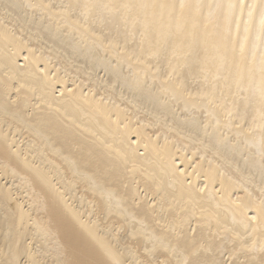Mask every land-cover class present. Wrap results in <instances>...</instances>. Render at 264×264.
I'll return each mask as SVG.
<instances>
[{"label":"bare ground","instance_id":"bare-ground-1","mask_svg":"<svg viewBox=\"0 0 264 264\" xmlns=\"http://www.w3.org/2000/svg\"><path fill=\"white\" fill-rule=\"evenodd\" d=\"M0 264H264V0H0Z\"/></svg>","mask_w":264,"mask_h":264}]
</instances>
